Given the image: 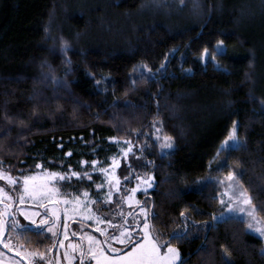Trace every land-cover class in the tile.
<instances>
[{
	"label": "trees",
	"instance_id": "1",
	"mask_svg": "<svg viewBox=\"0 0 264 264\" xmlns=\"http://www.w3.org/2000/svg\"><path fill=\"white\" fill-rule=\"evenodd\" d=\"M234 123L240 146L222 150ZM124 140L144 144L159 242L185 264H226L225 248L229 264H264L242 218L213 219L234 173L264 220V0H0V168L91 174ZM102 178L70 184L95 195ZM36 231L22 242L49 254Z\"/></svg>",
	"mask_w": 264,
	"mask_h": 264
},
{
	"label": "rangeland",
	"instance_id": "2",
	"mask_svg": "<svg viewBox=\"0 0 264 264\" xmlns=\"http://www.w3.org/2000/svg\"><path fill=\"white\" fill-rule=\"evenodd\" d=\"M204 56L206 55L204 54ZM234 124L236 125V123ZM164 136L165 135H162L160 131H157V129L153 133V138L160 144L161 151L168 152L174 148L175 143L174 139L171 136H167L171 138L172 148H163L161 145L164 142L162 139ZM157 137H161V139L158 141L156 139ZM225 139H227V137ZM125 141L129 140H124V146L122 147L121 154L113 160L112 164L103 167L98 165V163L96 162L95 164L92 163L91 174H88L87 171L70 170L68 172H59L48 171L42 168H38L35 172L26 174L37 175L46 171L50 173H59L70 177V179H66L63 181H53L51 186L59 188L61 195L58 197L55 203H48L47 201H45L47 209L49 210L47 212V215L49 217V225H51L52 221L55 220V217L51 215L50 210L52 208H56L58 210L59 221L57 222L56 227L53 229L56 233L55 237H53L51 233L47 232L54 239V248L50 251L49 254L48 252L44 253L45 260L40 261L39 264H49V262L50 264H65V262H73V264H78L77 262L81 263V251L85 253L84 264H96L95 260H92L91 257L88 256L87 237L92 236L97 240L103 242L107 237L119 234L118 228L113 227V225H117L123 228L125 226V221H127L128 226H132L131 230L133 232L138 231V229L135 228V223L139 222L141 227L144 223L142 209H145L147 211L148 223L151 226L150 210L148 208L147 201L145 199H141L140 194L146 193L153 188L155 181L154 175L145 166L146 161L144 157V151H141V149L144 150V144L136 143V141H129L131 152H128L127 156H125L124 153L127 152L129 148V144H126ZM223 141L221 142V145ZM226 147L227 146H225V148ZM135 169L137 170V172L133 174L132 171H134ZM0 170H2L5 174L11 175L12 177L18 179V184L16 185L15 191H12V186L8 185L6 180H0V187H3L5 191L10 192V194L15 197L16 193L21 190L19 178H21L22 176H14L4 168H0ZM72 172L78 173L79 178H77L76 176H72ZM94 172H101L103 176V178L101 179V183L94 184L95 191H97L95 195H92L90 190L85 188L81 189L80 191H75V189L71 186L70 183H72L75 179H85L89 181V177L92 178V174ZM85 173H87V175H85ZM149 178L151 179L149 180ZM145 180H149L152 186L148 187L144 183ZM117 181H119L118 184ZM230 183H232V192L239 191V183L237 185L234 182L226 181V183L224 184L225 191L223 193L228 191V185ZM84 192L88 193L87 198L82 195V193ZM109 192L112 193L110 199L108 198ZM73 197H79V199L83 201L84 204H82L79 208L74 209L73 204L65 205L63 203H60L61 200H72ZM220 199H224L225 201H227L228 197L221 195ZM91 201H96V203H91ZM24 207L29 211H36L40 213L39 216L34 217L38 224L40 220L45 216V208L37 207L31 201L26 200ZM65 208L68 209L67 214L64 211ZM89 208L91 209V212L88 211ZM130 213L131 215H129ZM222 213H224L225 216H236L235 213H228L227 208L223 205L222 212L217 217H220ZM89 216H91L92 218H86ZM97 217L100 219V221H102L101 223L97 222ZM17 218L20 220L21 224H29V221L24 220L23 217ZM239 218L245 220L247 219V217L242 216ZM31 227L32 229H36L35 226ZM97 229H99V231H97ZM150 230L152 231L151 228ZM65 232L67 233V238H65ZM251 232L259 236L263 240L264 251V237H261L258 233H255L253 231ZM102 233H105L106 235ZM25 234L26 232H22L19 229L17 230V232L6 233V237L8 235L12 236L11 243L13 245V248L9 250L7 248H4L3 245L0 244V264H29V258L26 257L25 253L33 251L25 247V244L22 242L23 236ZM18 236L19 238H17ZM21 245L23 247H21ZM74 245L76 246L75 250H73ZM169 245L177 248L173 244H166L165 247L161 249V252L163 253L164 251H166V247ZM112 246L118 249L122 247L114 241L112 242ZM104 247L105 251L108 252L109 250L107 249V247ZM17 252H19L20 255H17ZM33 264H35V261L33 262Z\"/></svg>",
	"mask_w": 264,
	"mask_h": 264
},
{
	"label": "snow or ice",
	"instance_id": "3",
	"mask_svg": "<svg viewBox=\"0 0 264 264\" xmlns=\"http://www.w3.org/2000/svg\"><path fill=\"white\" fill-rule=\"evenodd\" d=\"M181 4H183V0H181ZM222 44L223 41L220 42V45ZM220 45L217 46L218 52H222ZM204 54H208L207 49L204 50ZM148 71L150 72L151 70L149 69ZM133 83H135V81H133ZM157 131H159V129H157ZM156 139L159 141L161 137H157ZM162 139L164 142L161 146L163 148L171 149V138L164 136ZM125 143L129 144L127 152L124 153V155L127 156L128 152H131V146L129 141H125ZM225 146L228 148H238L240 146V141L237 137V127L235 124H233L227 139L223 141L221 149L223 150ZM141 151H143V149H141ZM68 155H71V153H68ZM217 155H219V153H217ZM93 164H95V161ZM36 167L42 168L43 166L37 165ZM71 175L79 178L78 173L72 172ZM85 175H87V173H85ZM66 179H70V177L46 171L37 175H23L19 178L21 190L16 193L15 197L10 194V192L5 191L3 187H0V244H2L4 248L9 250L13 248L11 243L12 236L8 235L6 237V233L17 232L18 229L22 232L32 231L31 226H35L37 230L36 235H43L46 231L55 237L56 233L53 229L59 221L58 210L56 208H52L50 210L51 215L55 217V220H53L52 224L49 225V217L47 215L49 210L47 209L45 201L48 203H55L57 201L61 193L59 188L51 186L52 182L57 180L63 181ZM150 179L151 178H149V180ZM226 179L227 181L234 182L238 185V181L234 173H229ZM0 180H6L7 184L12 186V191L16 190V185L18 184L17 178L7 175L0 170ZM149 180H145L144 183L148 187H151L152 185ZM118 183L119 181H117V184ZM231 189L232 183L228 185V191L222 194L228 197L227 201L220 199L219 202L227 208L228 213H235L236 216H225V214L222 213L220 217H213V219L227 220L239 218L241 216L247 217L246 220L241 219V222L247 224V229L249 231H253L258 233L261 237H264V220L257 216V210L252 203V198L248 195L242 185H239L238 192H232ZM82 195L85 198L88 197L87 192L82 193ZM111 195L112 193L109 192V199L111 198ZM26 200L31 201L37 207L45 208V216L40 220L39 224L34 217L39 216L40 213L26 209L24 207ZM60 203L65 205L73 204L74 209L79 208L82 204H84L79 197H73L72 200L64 199L61 200ZM91 203H96V201H91ZM64 211L67 214L68 209L65 208ZM88 211L91 212V209L89 208ZM142 213L144 220L143 226L141 227L139 222L135 223V228L138 229V231L133 232L131 230L132 226H128L127 221H125V226L123 228L113 225V227L118 228L119 234L107 237L103 242L92 236H88V256H90L92 260H95L96 264H178V262L179 264H185V262L181 260L180 252L177 248L169 245L166 247V251L163 253L161 252V249L165 247V244L159 242L158 239L153 236L152 231L150 230L151 226L148 223L147 211L142 209ZM129 215H131V213ZM181 215H183V213ZM17 217H23L24 220L29 221V224H21ZM86 218L91 219L92 217L89 216ZM97 222L101 223L102 221H100L97 217ZM97 231H99V229H97ZM102 234L106 235L105 233ZM17 238H19V236ZM65 238H67L66 232ZM174 238L183 239L185 238V234L176 233ZM113 241L122 247L119 249L113 247ZM104 246L107 247L109 250L108 252L105 251ZM21 247L23 246L21 245ZM75 249L76 246L74 245L73 250ZM224 254L226 257V264H229L227 257L231 254L228 252L227 248L224 249ZM17 255H20V253L17 252ZM25 255L29 258V264H33L34 261L35 264H39L40 261L45 260V254L42 252H26ZM84 256L85 253L81 251V264H84Z\"/></svg>",
	"mask_w": 264,
	"mask_h": 264
},
{
	"label": "flooded vegetation",
	"instance_id": "4",
	"mask_svg": "<svg viewBox=\"0 0 264 264\" xmlns=\"http://www.w3.org/2000/svg\"><path fill=\"white\" fill-rule=\"evenodd\" d=\"M54 244H55V242H54ZM67 262H65V264H66ZM73 264V262H69V263H67V264ZM78 264H81L80 262H77ZM53 264H56V263H53Z\"/></svg>",
	"mask_w": 264,
	"mask_h": 264
}]
</instances>
